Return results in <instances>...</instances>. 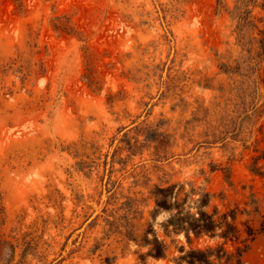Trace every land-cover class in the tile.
Returning <instances> with one entry per match:
<instances>
[{"label":"rangeland","instance_id":"obj_1","mask_svg":"<svg viewBox=\"0 0 264 264\" xmlns=\"http://www.w3.org/2000/svg\"><path fill=\"white\" fill-rule=\"evenodd\" d=\"M259 31L264 0H0V264H185L155 211L174 184L233 210L242 249L264 229Z\"/></svg>","mask_w":264,"mask_h":264},{"label":"trees","instance_id":"obj_2","mask_svg":"<svg viewBox=\"0 0 264 264\" xmlns=\"http://www.w3.org/2000/svg\"><path fill=\"white\" fill-rule=\"evenodd\" d=\"M259 32L264 34L262 31ZM192 190L186 192L183 185L174 184L157 188L154 193L155 211L168 213L167 218L161 224L164 234H182L187 242V248L184 246L179 248L181 253L178 257L179 262L185 264H241L247 244L252 242L257 235L264 234V229L256 230L245 224L246 244L242 249L236 248V252L229 251L224 246L225 242L234 243L239 240V229L234 224L235 212L229 210L219 213L217 209L209 211L210 193H199L195 198V191ZM148 234L152 237L144 238L141 243L148 247L145 256L155 259L164 258L167 244L163 239L158 238L153 227H150ZM191 236L195 238L218 237L223 239L224 243L207 245L204 248L194 247Z\"/></svg>","mask_w":264,"mask_h":264}]
</instances>
